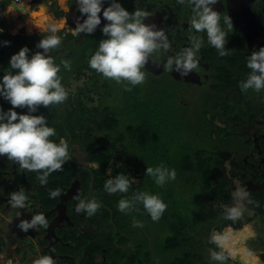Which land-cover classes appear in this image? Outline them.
Returning <instances> with one entry per match:
<instances>
[{"label": "flooded vegetation", "instance_id": "obj_1", "mask_svg": "<svg viewBox=\"0 0 264 264\" xmlns=\"http://www.w3.org/2000/svg\"><path fill=\"white\" fill-rule=\"evenodd\" d=\"M8 2L10 0H0V29H3L0 41H10L7 46L0 45V75L8 70L12 54L24 46L32 52L39 51L35 45L39 39L51 34L49 27L55 26L58 29L56 35L61 37V44L50 50L48 55L57 64L61 59L70 61V69L61 65L58 73L68 96L63 103L49 105L48 108L41 106L33 114H43L46 117L48 125L56 130V135L50 139L55 142L63 139L68 145L70 158L61 170L48 176L47 183L41 184L36 172L21 169L6 156H0V264H33L34 260L43 255H52L56 264H160L163 258L161 251L156 253L151 235L145 226V229L140 226L144 223L137 224L135 221L141 217H149L153 221L142 203H135L126 215L117 207L121 198L130 200L140 192V186L144 182L142 177L146 172L145 169L143 171L144 166L140 165L142 162L138 158H130L126 149L122 148L125 144L134 143L129 130L119 125V118L124 120L125 117L122 111L110 113L105 103L109 95L108 84L100 81L96 71L88 66V58L96 50V39L99 36L89 39L84 33L73 35L77 17L80 16L76 0H26V13L3 14ZM107 2L108 0L105 6ZM119 2L129 12L136 8L147 11L149 16L144 22L164 29L169 38V49L154 52L148 61L149 68L145 65L142 69L155 80L163 79V82L156 80L145 90L144 87L140 89L141 92L136 85L131 86L137 96L152 90L156 112L154 132L157 135L161 133L163 115L174 126L179 106L187 104L184 93L190 87L202 88L203 97L213 107L206 114L211 118L212 111L217 108L216 116L220 126L214 128L211 122L212 130L220 132L221 136L227 138V142L234 144V149L231 145L214 162L213 165L219 169L220 174L216 184L212 180V185L226 181L222 194L229 197L228 194L231 193L227 191V194L225 189L232 185L233 180H239L243 190L248 193L244 198L248 207L256 213L264 214L250 205L252 200H260L264 210V89L259 92L251 89L242 92L239 88V83L250 71L246 67L247 57L252 51H258L264 46V0H217L212 7L221 17L220 24L226 33L225 47L229 49L228 54L219 56L217 50L207 43L205 34L201 33L205 38L198 53V67L186 77L175 71L171 72L164 65L169 56L190 46L189 37L194 31L190 28L191 8L186 3L177 4L176 0ZM227 15L231 17L233 28H228L223 22ZM83 18H86V14L81 17L80 22ZM105 22L101 17V25L97 26L94 34L103 36L100 29ZM71 75L78 82L77 91L73 95L69 91ZM171 83L176 87V91L172 93ZM122 85L125 108V105L131 104L130 90L126 82ZM98 88H101L100 92L97 91ZM90 91L98 97L99 94L102 95V99L97 106L88 110L83 97H87L88 101H95L91 99ZM26 111V108L20 110ZM146 127L143 129L144 133ZM120 130L123 138L114 140L115 134ZM157 137L155 154L160 155L162 144L157 142ZM200 151L209 156L214 155V159L217 156L210 149ZM136 162L138 167L131 171L130 165ZM109 168L111 172L108 171ZM117 174L128 176L134 189L130 186L126 193H107L103 187L105 180ZM133 178L137 180L134 181ZM199 183L201 185L200 179ZM20 188H23L28 197V207H11L8 194ZM58 188L62 190L61 196L50 197L49 192ZM201 189L200 197H203L202 186ZM74 195L78 199H73ZM112 195L115 197L114 206L106 202ZM79 199H95L100 207L91 216L83 211L78 213L75 205ZM206 200L211 202L207 198ZM203 207L210 211L212 222L222 218L206 204ZM41 212L47 219V228L37 226L23 232L17 227L20 220L30 219L34 213ZM230 222L237 223L240 231L244 228V223L238 220L230 219ZM218 225L213 227L212 233ZM127 228L132 232L120 242V237L125 235ZM208 246L213 251L220 249L212 241ZM236 250L240 255L237 247ZM228 252L230 251H226L228 257L237 262L235 256H229ZM263 254L264 251L260 253V257L264 259ZM173 256L171 254V260ZM194 257L202 259L197 251ZM183 260L186 261L184 256ZM243 260L245 262L246 258ZM217 263L220 264L217 261L211 264Z\"/></svg>", "mask_w": 264, "mask_h": 264}, {"label": "clouds", "instance_id": "obj_2", "mask_svg": "<svg viewBox=\"0 0 264 264\" xmlns=\"http://www.w3.org/2000/svg\"><path fill=\"white\" fill-rule=\"evenodd\" d=\"M217 0H176L179 5L185 3L191 8L190 28L193 34L189 37L190 46L182 48L175 55L167 58L164 67L171 72L175 71L180 76H188L198 67V53L201 49L204 33L207 43L217 50L219 56L228 54L229 49L226 33L222 29L221 17L213 9ZM76 0V7L80 16L77 17L73 35L92 34L97 26L101 25V17L106 21L101 27L105 38L100 39L94 53L88 58V66L105 78H110L116 83L126 82L128 90L131 86L141 84L145 79V68L151 55L159 50H168L170 42L164 29L157 28L155 24L145 23L149 16L142 8L129 12L119 0ZM26 0H10L3 14L19 12L26 13ZM86 18L82 19L81 17ZM228 28H233L229 15L223 18ZM50 35L39 39L35 47L39 51L32 52L27 46L21 47L12 54L8 62V70L0 75V99L11 105L7 110L0 106V156L18 164L21 169L36 172L41 184L47 183L48 176L62 169L69 160L68 145L60 139L55 142L50 139L56 135L54 127L48 125L43 114L34 115L41 106L63 103L68 93L61 83L58 73L61 65L70 69V61L61 59L60 63L54 62L49 51L56 49L61 44V37L56 35L58 29L50 26ZM3 29H0L2 34ZM10 41H0V45L7 46ZM246 67L250 69L246 78L239 83L242 92L249 89L259 92L264 89V46L258 51H252L247 57ZM17 108L26 112H18ZM111 172V169H108ZM145 172L153 176L156 184L163 185L167 180L175 179V171L163 166L155 168L146 167ZM107 193H126L130 187L128 176L117 174L110 176L103 185ZM61 189L49 192L52 198L60 197ZM8 203L14 208L28 207L23 188L9 194ZM235 197L243 200L248 193L242 189L235 192ZM73 199H78L76 195ZM140 202L144 210L153 221L159 220L167 204L156 194L138 192L132 199L121 198L118 209L127 211ZM100 207L95 199H79L75 205L76 212H85L91 216ZM241 216V208L237 206L225 209L227 219H236ZM37 226L47 228L48 223L43 212L34 213L30 219H22L17 227L27 232ZM210 240L223 247L224 235L212 233ZM210 260L223 262L226 256L223 252H210ZM33 264H56L52 255H43L33 261Z\"/></svg>", "mask_w": 264, "mask_h": 264}, {"label": "rangeland", "instance_id": "obj_3", "mask_svg": "<svg viewBox=\"0 0 264 264\" xmlns=\"http://www.w3.org/2000/svg\"><path fill=\"white\" fill-rule=\"evenodd\" d=\"M85 36L89 39H92L94 36H99L96 39L98 42L100 39L105 38L104 35L101 36L94 33L85 34ZM97 75L100 81L108 84L109 95H107L105 103L108 105L107 107L110 113L122 111L125 117L124 120L119 118V125L122 128L126 127L130 134L132 131L135 134L134 137L140 134L141 130L146 126V129L150 132L152 130L151 124H146L150 120L146 119L144 114H139V119L135 122L132 121L131 116L124 108V100L122 99L124 96L123 82L116 83L114 80L105 78L101 74L97 73ZM156 80L159 83L163 82L161 78ZM156 80L145 73L144 81L136 85V88L141 92L142 90L140 89L144 87L143 90H145L150 83L154 84ZM69 82L71 83L69 91L73 95L77 91L76 83L78 82L73 75L69 78ZM167 82L170 83L168 79ZM97 91L100 92L101 88H98ZM175 91L176 87L171 83L170 92ZM184 94L187 96V104H181L179 106L174 126L170 129L169 133L165 134L163 139L160 136L157 137V142L162 144L160 155L155 154V148L149 151L148 155L143 154L144 151H141V143L139 142L138 144H125L122 147L126 149V153L130 158L133 157L135 160L138 158L142 162L140 165L144 166L143 171L146 167L155 168L157 166H163L175 171V179L167 180L163 185L156 184L154 177L145 173L146 176L144 175L142 177L144 182L140 186V192L158 195L167 204V208L156 222L151 221L147 216V218L141 217L135 221L137 224L144 223L140 226H145L147 232L151 235L152 242L155 243L156 253L161 251L163 258L161 259L162 261L160 260V264H211L214 261H211L209 257L210 252L213 250L208 245L211 244L209 236L212 234V229L215 225L221 224L225 220L226 208L237 206L241 208V216L235 220L244 223V228L239 232L240 241L237 246L240 255L237 254L236 249V254L231 255V250L225 247H219L220 249L216 250V252H223L226 256V259L219 263L263 264L264 259L260 257V253L264 251V214L256 213L248 207V203L244 199L240 200L235 197L234 194L237 190H243L241 182L239 180H233L232 185L225 189L227 194L228 192L231 193L228 194L229 201L227 203L219 204L218 202H208L205 196L200 197L202 189L197 174H201V170L205 169L206 164L202 161L200 168L198 167V152L206 148L218 156L221 153L223 154L232 144L227 142V138L221 136L220 132L216 133L212 130V123L214 128H219L220 126L216 116L217 108H214L212 111L213 115H211V119L206 112L212 110L213 107L210 101L203 97L202 88L190 87ZM89 95L95 101H88L86 100L87 97H83V100L86 103V108L91 110L98 105L100 99H102V95L99 94L100 97H98L92 91H90ZM0 106L5 110L11 107L3 99H0ZM20 110L21 108L16 109L18 112ZM167 122H171V120L168 119ZM154 135L157 136V133L154 132ZM232 149H234V144L232 145ZM76 154L78 155V152ZM203 155L204 153L201 154L202 159H204ZM185 158L187 159V164L183 162ZM130 166L131 171L138 167L137 162ZM182 166L184 169H182ZM226 169H228V166ZM133 180L135 181L137 178H133ZM216 183V180L213 181V184ZM114 200L115 197L112 195L106 202L114 206ZM203 204H206L208 208L216 211L222 218H218V220L212 222L211 213L203 207ZM127 211H124L123 214L126 215L128 213ZM131 232V229L127 228L125 235L123 234L120 238L123 239L124 236L129 235ZM169 240L179 242L177 247L175 246L172 249L167 247L166 244L170 242ZM118 250L120 251V249ZM196 251L202 256L201 260H197L194 257ZM226 251H230L231 254L228 252L229 256H235V259L238 261L233 262L228 257ZM171 254L174 255L173 260H171ZM182 255L186 258V261L183 260ZM244 258H246L245 262L243 260ZM118 259L120 258L118 257Z\"/></svg>", "mask_w": 264, "mask_h": 264}, {"label": "trees", "instance_id": "obj_4", "mask_svg": "<svg viewBox=\"0 0 264 264\" xmlns=\"http://www.w3.org/2000/svg\"><path fill=\"white\" fill-rule=\"evenodd\" d=\"M134 89L131 88L129 93H130V99H131V104L125 105V109L129 113V115L132 118V121L137 122L139 119L138 115L139 114H144L146 119H149L150 121L147 122L146 124H151V131L149 132L146 129V132H143V129L141 130L140 134H138L136 137L135 134L132 133L130 134L131 141H133L135 144L141 143V151H144L143 154L145 153L148 155L149 151H152L155 147V139L156 135H154V116L156 114L155 108L153 106V98L154 95L152 93V90L147 91L146 94L144 95H139L137 96L136 93H134ZM136 94V95H135ZM138 103V104H135ZM166 115L162 116V127H161V135L160 136L162 139L165 137V134L170 132V129L172 128L173 124L171 122H167ZM113 120V119H112ZM114 122V120H113ZM140 123H142L140 121ZM154 135V136H153ZM123 138L122 136V130L117 132L114 136V140H121ZM202 151L198 152L199 155V163L198 167L200 168L201 162H205L206 167L205 169L201 170V174H197V178L201 180V186L204 190L202 193L207 199L211 201H218L221 204L227 203L228 197L224 194H222V187L226 184V181L219 183V185H212V180H216L217 177L220 174L219 169H216L215 166L213 165L214 162H216L217 157L214 159L213 156H209L207 154H204L202 159L201 157ZM106 156V155H105ZM183 162L187 164V159H183ZM104 163H106V159L104 160ZM184 165V164H183ZM197 167V166H196ZM182 169L184 167L182 166ZM130 186L132 189H134V186L130 182ZM250 205L252 208H255L259 212H264V210L261 208V201L260 200H252L250 202ZM240 228L237 223H231L230 219H225L221 224H219L215 229L213 233H220L224 235V241H223V247L231 250L232 255H235V249L239 244L240 241ZM123 240L120 239V242ZM170 242L166 244L167 247L169 248H174L175 246L178 245L179 242L169 240ZM215 244V243H214ZM216 245V244H215ZM98 250H100L98 248ZM264 257V254L262 255Z\"/></svg>", "mask_w": 264, "mask_h": 264}, {"label": "water", "instance_id": "obj_5", "mask_svg": "<svg viewBox=\"0 0 264 264\" xmlns=\"http://www.w3.org/2000/svg\"><path fill=\"white\" fill-rule=\"evenodd\" d=\"M146 66L149 68V63L148 62L146 63Z\"/></svg>", "mask_w": 264, "mask_h": 264}, {"label": "crops", "instance_id": "obj_6", "mask_svg": "<svg viewBox=\"0 0 264 264\" xmlns=\"http://www.w3.org/2000/svg\"><path fill=\"white\" fill-rule=\"evenodd\" d=\"M221 248V247H220ZM223 249V248H222Z\"/></svg>", "mask_w": 264, "mask_h": 264}]
</instances>
